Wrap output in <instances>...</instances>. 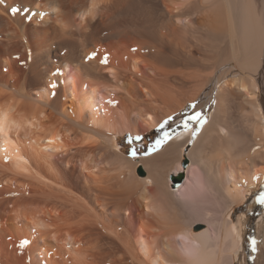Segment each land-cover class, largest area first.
Returning a JSON list of instances; mask_svg holds the SVG:
<instances>
[{"label":"bare ground","instance_id":"6f19581e","mask_svg":"<svg viewBox=\"0 0 264 264\" xmlns=\"http://www.w3.org/2000/svg\"><path fill=\"white\" fill-rule=\"evenodd\" d=\"M138 1L0 0V183L32 177L66 190L53 156L79 137L86 145L72 158L97 184L80 204L142 264H239L242 219L234 216L250 191L264 187V0H156L159 37L135 15ZM188 103L207 122L187 168L183 147L192 132L147 157L118 148V134H146L168 117L174 125ZM140 162L153 185L139 178ZM181 173L176 189L171 175ZM14 218L0 217V226L31 241L29 264H51L52 246L68 257V246L85 240L87 250L93 239H76L79 228L48 216L37 199ZM197 222L206 228L196 231ZM256 264H264V244Z\"/></svg>","mask_w":264,"mask_h":264},{"label":"rangeland","instance_id":"374dc122","mask_svg":"<svg viewBox=\"0 0 264 264\" xmlns=\"http://www.w3.org/2000/svg\"><path fill=\"white\" fill-rule=\"evenodd\" d=\"M156 4H157L156 0H141V1L139 0L136 3L135 8H134L135 15L139 16L138 18H140L143 21V23H145L144 24L145 26L147 24L146 28L148 29V31L152 30V31H149L150 33L151 32L153 33L152 36H156V33L158 36V32L160 31V28L162 26L161 24L162 20H160L161 15H159L160 13L159 7H157ZM200 15H203V13L201 12ZM158 37H155V38L159 39ZM169 49L171 51V48H168V50ZM170 54L173 55L174 52H171ZM151 75L154 76L153 73H151ZM108 87L110 91H112V89L114 90V87H115L114 92L121 91V89H119L115 84H108ZM140 92H141L140 93L141 95H140L139 100L140 101L144 100L142 101L143 103H149L150 102L149 100H151V98L145 95L143 89L142 90L140 89ZM193 109L194 108L192 107V104L188 103L182 113L183 117L181 118V120L177 122L179 124L177 125L175 129H171L172 127V125L170 124L171 121L168 120V123L164 126V128H160V125H159L156 127L159 129V131L154 133L152 132L153 130L152 129L146 134L139 135L140 137L139 140L135 139L136 137L132 136L130 133H126L124 135L118 134L117 135L118 148H120V150H122V152L125 155H128L129 157H132V158L147 157V156L152 155L155 152V151H150V149H152L153 146L155 145V141L162 137L163 132L165 130L169 132V134L171 135L170 140H172L173 139L172 137L175 135V133L178 130L190 129L195 126V129L200 128V131L195 136L191 134V137L184 145L183 160H182V162L184 163L185 160L190 159L189 154L191 150L194 148V145H196V142L198 138L201 136L203 127H204V125L201 127L195 120L190 121L188 128L184 127V121L188 120L189 117L195 115V112ZM75 139L71 141L68 140L70 142L67 141L68 144L70 143L67 150L59 149V151L58 150L56 151L57 153L55 152L56 153L54 154L55 156H53V160L57 162L59 166L58 170H60V172H58L59 178L57 179L59 181L60 180L62 181L64 177V180H66L64 182L67 184L65 185L66 187L64 188L66 190L64 191L62 189L60 190L59 189L60 187L57 188L56 185L52 187L51 185L46 184L44 182H39V180L32 178V177H29V178L24 177V179L23 177H21L20 179L22 180L19 181L20 187L17 184H13V185L11 184L12 185L11 186L6 183L5 185L4 184L1 185L0 183V217L2 218L16 217V219L14 218V221H17V214H18L19 208L22 207L23 205H26V203L28 204L31 200L37 199L38 201H41L43 210L45 213H48V216L52 218H56V219L60 218V220L62 221L65 220V221L71 222L73 223L72 225H75L76 227L80 229L79 231V229H76V227L73 226L76 230H78L75 232L80 233L79 234L80 236L76 235L75 233L76 239L80 240V238L84 235H90V236L93 235L90 238L91 239L93 238L94 240L92 239V241H90V244L94 241L93 242L95 244L94 246L97 245L96 247H94L93 244L90 245L88 243V246L89 245L90 246L89 247L87 246V250H86V244L84 243L85 240H80V241H83L81 243H79L80 241L78 240L79 244L76 243L75 246L74 245L68 246L71 248V249L69 248L71 251L70 252L71 254H69L68 257L64 256L62 254L63 253L62 251L59 252L58 250L59 248L56 249L57 246H52V248L49 249L50 253H48L49 256L51 257V260L53 259L51 261L52 262L51 264H73V263L74 264H85L84 262L86 260H87L86 262L89 261L91 264H118L117 263L118 260H120V258H122L123 255L127 258L126 262H128L125 264H134V263L142 264L141 260H139L137 257L135 258V256H133V254H131L129 250L127 251L125 244L121 242L119 236L108 231L104 227L102 222L99 223L100 221L98 222L97 218L96 217L94 218L92 213L80 204L81 203L79 199L80 195H83L84 197L86 195V198L90 200L89 199L90 196L89 195L87 196V192L89 193L88 187H91L92 190L94 191L96 190L97 184L94 183V179L92 175L91 176L89 175L90 174L89 171L87 170L88 172L87 171L85 172L82 169V167H80L81 166L80 162L72 158L80 148H83L86 145V143H84L79 137H75ZM132 150H135L137 153L135 157H133L130 154ZM145 153H149V154L146 155ZM68 159L71 160V161L69 160L70 163L68 162ZM66 161L68 164L66 163ZM47 165H50V164H45L43 166L44 171L49 170V168L46 169L45 167ZM189 165H190V160H189ZM49 171H46L47 174L50 175L51 173V177L53 178V176H55L53 173L55 172L52 173L51 171L50 172ZM59 173H61V177ZM137 174L139 175V178L146 180L149 185H153V183L147 177L148 175L146 173V169L141 162L138 163ZM86 179L88 182L86 181ZM21 181L23 183H21ZM179 187L180 186H177L174 188L177 189ZM262 192H264V187L256 191L255 190L250 191L248 193V196L246 197L247 198L246 201L243 204L238 205V209L234 216V223H238V221L242 219V222H240L241 223L240 227L242 228V234H243V239L241 243L242 246H241L240 252L236 254V259L239 264H243L244 257H246L245 259L248 262V264H256L260 246L264 244V204H261L258 200V197L260 196ZM128 200L130 201L131 198H128L127 201ZM135 209L136 208H134V211L137 212V210ZM140 211L143 212V210H140ZM140 211L138 210V212ZM120 217L122 219V223H121L122 227H125L126 212L121 213ZM94 220L96 223L94 224L98 227V230L97 231L93 230L94 231L93 232L91 231V226H92L91 222ZM87 224H88V228L83 229V226H86ZM1 228L2 227L0 226V252H1L0 256H1V259L3 258V261L5 260L6 263L9 262L10 264H29L31 260L29 261L28 260L29 258L26 257L27 256L26 252L28 250L27 248L29 247V245H24L23 247H21V242L23 241V239H25V236L21 235L22 237L21 236L19 237V235H14L15 233L14 234L9 233L10 231L6 232L5 230L4 232L3 231L4 229H1ZM205 228H206V223L204 222H197L194 224V229H196V231H201V230H204ZM99 238H101V240ZM252 238H255V240L257 241L256 251H253L251 247L250 241ZM72 246L74 247L75 251L78 250V247L79 248L81 247V251L83 249L84 254L82 252L81 254H79L80 253L79 251L75 252L72 249L73 248ZM115 247L123 248L122 252L121 251L116 252ZM242 250L243 252H241ZM85 252L87 254H85Z\"/></svg>","mask_w":264,"mask_h":264},{"label":"snow or ice","instance_id":"6c2138e0","mask_svg":"<svg viewBox=\"0 0 264 264\" xmlns=\"http://www.w3.org/2000/svg\"><path fill=\"white\" fill-rule=\"evenodd\" d=\"M93 7L95 8L96 5L94 4ZM18 11H19V9H17V8H12V9H11V12H12L13 14L17 13ZM54 11H56V10H54ZM88 14H89V13H84L83 15H88ZM132 51H136V49L133 48ZM95 55H96L95 52L90 53L85 59H86V60L93 59V58L95 57ZM29 58H30V53H29ZM101 63H102V64H105V65L108 64V57H107V55L104 56V58L101 60ZM109 71H111V70L109 69ZM57 74H59V70H57L56 73H53V75H57ZM50 87H51L52 89H55V88L57 87V85H56L55 82H53V83L50 85ZM93 91H95V90H93ZM52 94L55 95V91H53ZM109 103H115V102H114V101H109ZM192 107L195 108V104H193ZM171 119H172L171 117H168V118H167L162 124H160V128H164V126L168 123V120H171ZM191 120H195V121H196L201 127L207 122L206 118L203 117L202 114H201L200 112H196L195 115L189 117L188 120H185V121H184V127H185V128H188V127H189V123H190ZM0 131H3V121H0ZM199 131H200V128H196V129L192 132V135H193V136L197 135V133H198ZM135 139L139 140L140 137L137 136ZM170 139H171V135L169 134V132H168V131H164L162 137L159 138V139H157V140L155 141V145L153 146L152 149H150V151H155V150L159 149L164 143H166V142H167L168 140H170ZM130 154H131L133 157H135V156L137 155V153H136L135 150H132V151L130 152ZM145 154L147 155V154H149V153H145ZM258 200H259V202H260L261 204H264V192H262V193L260 194V196L258 197ZM30 243H31V241L25 239V240H23V241L21 242V247H23L24 245H28V244H30ZM250 243H251L252 250H253V251H256V244H257V241L255 240V238H252L251 241H250Z\"/></svg>","mask_w":264,"mask_h":264},{"label":"water","instance_id":"95a60500","mask_svg":"<svg viewBox=\"0 0 264 264\" xmlns=\"http://www.w3.org/2000/svg\"><path fill=\"white\" fill-rule=\"evenodd\" d=\"M178 124H179V123L172 125L171 129H175V128L177 127ZM182 130H183V129L178 130V131L175 133V135H176L177 133H179L180 131H182ZM188 165H189V160L187 159V160L184 161L183 166H184L185 168H187ZM185 178H186V173H181V174H179V175H171V179L173 180L174 185H176V186L181 185L182 182L185 180ZM200 225H201V224H200Z\"/></svg>","mask_w":264,"mask_h":264},{"label":"trees","instance_id":"16d2710c","mask_svg":"<svg viewBox=\"0 0 264 264\" xmlns=\"http://www.w3.org/2000/svg\"><path fill=\"white\" fill-rule=\"evenodd\" d=\"M157 131H159L158 128H155V129L152 130V132H154V133L157 132ZM165 131H166V130H165Z\"/></svg>","mask_w":264,"mask_h":264}]
</instances>
